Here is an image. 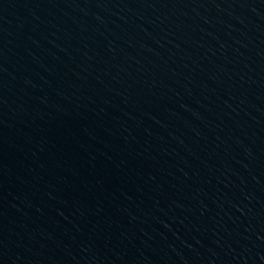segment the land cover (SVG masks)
Instances as JSON below:
<instances>
[{
	"label": "water",
	"instance_id": "1",
	"mask_svg": "<svg viewBox=\"0 0 264 264\" xmlns=\"http://www.w3.org/2000/svg\"><path fill=\"white\" fill-rule=\"evenodd\" d=\"M0 264H264V0H0Z\"/></svg>",
	"mask_w": 264,
	"mask_h": 264
}]
</instances>
